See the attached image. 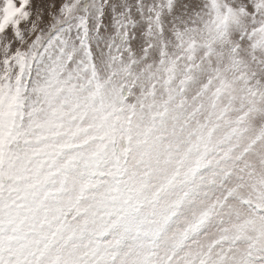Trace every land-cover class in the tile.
<instances>
[{"label":"snow or ice","instance_id":"6c2138e0","mask_svg":"<svg viewBox=\"0 0 264 264\" xmlns=\"http://www.w3.org/2000/svg\"><path fill=\"white\" fill-rule=\"evenodd\" d=\"M4 51L0 264H264V0H71Z\"/></svg>","mask_w":264,"mask_h":264},{"label":"rangeland","instance_id":"374dc122","mask_svg":"<svg viewBox=\"0 0 264 264\" xmlns=\"http://www.w3.org/2000/svg\"><path fill=\"white\" fill-rule=\"evenodd\" d=\"M71 0H29L26 11L30 13L27 20H21L19 30L21 37H17L15 29L9 25L3 33H0V74L3 71V59L5 47H8L7 55L11 56L17 49L26 51L37 35L46 33L53 22V17L59 15V9L64 3ZM17 5L19 0H16ZM3 0H0V6ZM35 24V30L33 25ZM14 63V62H13Z\"/></svg>","mask_w":264,"mask_h":264}]
</instances>
